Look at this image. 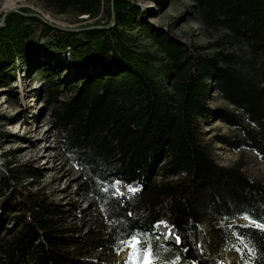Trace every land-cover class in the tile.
<instances>
[{"label": "trees", "instance_id": "obj_1", "mask_svg": "<svg viewBox=\"0 0 264 264\" xmlns=\"http://www.w3.org/2000/svg\"><path fill=\"white\" fill-rule=\"evenodd\" d=\"M42 1L58 14L72 12L97 20L81 31L62 30L67 33L65 37L71 35L74 40H55L54 50L56 53L69 48L77 59L73 66L81 70L82 77L76 79L81 88L75 84L78 92L61 103L59 114L61 122L69 126L66 147L71 156L77 155L81 142L84 151H89L83 153L92 167L89 189L100 213L98 232L90 239L98 249L115 256L127 250V260L122 264H131L135 257L128 242L135 237L158 254L152 257L153 264H222L229 249L237 255L236 264H264V228L257 226L264 225V190L234 172L209 167L206 160L194 163L187 158L195 127L213 112H221L220 117L238 128L243 137H252L256 132L264 137V72L250 83L242 61L235 59L236 52L193 54L145 21V10L131 0ZM192 1L204 25L246 38L252 45L254 42L253 51L264 55V0ZM35 22L43 25V37L49 43L53 32L60 31L34 16L18 12L7 16L0 28V77L3 68L14 77L21 69L17 65L20 61L30 62L32 44L25 41L32 39L34 31L29 28ZM112 22L110 28L90 27ZM137 28L142 36L135 34ZM80 34L84 41L76 40L74 35ZM149 44L171 57L169 68L177 66L181 70L171 85L175 100L172 95L167 101L163 85H155L151 63L157 61V55L147 50ZM43 47L51 49L49 45ZM89 65L97 71L89 74ZM47 77L49 92L55 93L56 79L49 74ZM71 81L66 80L68 84ZM211 81H216L221 95L235 105L236 112L212 111L206 105L203 99H207ZM155 129L158 133L153 134ZM233 144L237 145L235 140ZM261 152L264 155V142ZM167 155L176 161L171 166L179 165L187 176L171 185L163 199L156 194L154 202L138 203L107 190L105 183L123 179L142 182L146 189L154 162L160 163ZM189 163L191 172L185 168ZM2 171L0 188L6 187L9 193L0 204V230L8 209L19 211L18 204H22L26 213L16 218L21 220L17 226L23 224L19 231L8 229L6 236H0V264H116L102 257H87L81 250L84 238L69 233L74 230L61 222L64 211L60 205L23 195L12 186L19 180L14 170ZM241 179L250 186L238 187ZM162 221L175 230L179 243H162L154 237Z\"/></svg>", "mask_w": 264, "mask_h": 264}, {"label": "rangeland", "instance_id": "obj_2", "mask_svg": "<svg viewBox=\"0 0 264 264\" xmlns=\"http://www.w3.org/2000/svg\"><path fill=\"white\" fill-rule=\"evenodd\" d=\"M131 1L145 10V21L155 25L162 34H167L180 45L183 44V47L193 54H211L215 50L226 51L231 55L236 52L235 59L242 61V69L248 74L250 83H253V79L263 75L264 55L253 51L255 43L253 42L252 45L251 41L247 42L246 38L232 36L224 29H214L204 25L199 19L192 0ZM3 6V0H0V28L5 25L7 16L12 13L9 12L10 9H5ZM13 8L20 14L39 18L41 21L59 28L60 31L57 29L53 32V39L49 43V39L43 37V25L39 22L33 23L29 28L34 31L32 39L25 41V43L31 41L32 44L33 54L30 62L20 61L17 65L21 69L17 67L18 70L14 77L8 75L9 71L6 68L2 69L3 76L0 77V179L4 175L2 169L11 168L14 170V173L19 176V180L12 186L17 191L23 195L31 194L40 201L45 200L48 203L53 202L60 205L64 211L61 222L65 224V227L74 230L69 233H75L84 238L82 244L84 246L81 250L87 257H102L106 262L122 264L126 258L127 250L115 256L109 251L99 250L93 239H90L91 235L98 232L100 213L98 202L92 197L89 189L88 174L92 167L86 162V157L83 155L84 152L88 153L89 151L87 149L84 151L86 147L84 148V143L81 142L76 148L77 155L71 156V152L66 147L69 126L61 122L59 114L61 103L71 99V96L78 92L75 84L78 83L79 89L81 88V82L76 80L80 76L81 70L73 66L77 59L69 48L55 53V40H74L71 35L65 37L64 35L67 33L62 30L81 31L86 29V25L93 24L97 20L88 18V15L76 16L72 12L58 14L46 6L42 0H16ZM100 18L97 19L100 20ZM102 24H94L90 27L106 28V26L114 25L113 22L109 25ZM135 34L142 36V30L137 28ZM74 36L76 40L84 41L85 39L81 34ZM48 45L51 46L50 50L43 47ZM149 49L157 55V58L155 57L157 61L151 63L153 65L152 74L157 82L155 85L158 87L163 85L166 90L165 93L163 90V95L167 101L172 95L175 100L177 96H175L171 85L181 73L180 68L177 66L169 68L167 65L170 64L171 57L168 58L159 52L158 46L149 44L147 50L149 51ZM164 68L167 71L166 74ZM10 70L12 72L13 68ZM96 71L93 70L92 65L88 66L89 74ZM48 74L51 75L50 78L56 79L57 86L52 84L55 85V93L49 92L51 83H48ZM156 74L161 75L158 77ZM58 77L60 80L57 79ZM66 80L72 81L68 84ZM72 87L75 88L72 89ZM220 90L216 81H211L209 94H207V99L204 98L206 95L203 97V101L212 111L229 109L236 112L235 105L225 99ZM107 105L105 104V106ZM102 107L104 106L102 105ZM212 114L209 118L203 119L200 125H197L199 128L195 127V132L187 146V158H192L194 163L206 160L209 167L213 166L216 170L234 172L238 177L248 180L250 185L264 190V155L261 152L264 137L261 138L257 132L252 137H243L238 128L220 117L221 112ZM120 119L123 118L120 117ZM198 122H200L199 119ZM167 125L164 128L167 129ZM158 130L155 129L153 134L158 133ZM45 133H49L47 140L42 138ZM233 140L236 141V146L233 144ZM257 140H260V144L256 143ZM173 161L176 162L173 157L170 158L167 155L162 157L160 163L159 161L154 162L149 180L146 181V189L142 182H129L127 179H123V182L115 180L112 183L109 181L105 185L112 195L122 198L124 196L138 203L151 202L156 194H159L160 199H163L171 185L185 180L187 176V172L179 165L176 166L178 168H175L174 165L171 166ZM185 168L191 172L190 163L189 167ZM92 177L97 179L91 175L90 178ZM242 179L238 187H249L250 185ZM132 188L139 189V191L134 193L131 191ZM6 190V187L0 188V204L9 193ZM143 190H145V194L142 195ZM249 192L251 191L249 190ZM18 205H20L19 211H16L18 210L16 208L5 211L8 216L1 227V237L8 234L10 231L8 229H12V232L16 233L22 227V223L17 226L21 220L18 221L16 218L26 211L22 209V204ZM228 212H231V209L226 211V213ZM157 228L158 231L154 233V237L159 242L176 243L177 234L167 224L159 222ZM169 229L172 231L171 236L168 235ZM203 248L207 252L206 247ZM236 263L237 255L229 249L223 256L222 264Z\"/></svg>", "mask_w": 264, "mask_h": 264}, {"label": "snow or ice", "instance_id": "obj_3", "mask_svg": "<svg viewBox=\"0 0 264 264\" xmlns=\"http://www.w3.org/2000/svg\"><path fill=\"white\" fill-rule=\"evenodd\" d=\"M131 191L135 193V192L139 191V189L132 188ZM161 223H163V222H161ZM257 226L264 228V225H257ZM168 235L169 236L172 235L171 229H169ZM175 239H176L177 243L180 242L179 236H176ZM128 246L130 248H132L133 255L135 257L134 260H131V264H153L152 257L158 255L157 253H154L151 248L144 246V245H141V241L137 240L135 237H133V239L128 242ZM141 248H143L144 250L141 251L140 250Z\"/></svg>", "mask_w": 264, "mask_h": 264}, {"label": "bare ground", "instance_id": "obj_4", "mask_svg": "<svg viewBox=\"0 0 264 264\" xmlns=\"http://www.w3.org/2000/svg\"><path fill=\"white\" fill-rule=\"evenodd\" d=\"M16 0H3L4 8L5 9H13L15 6ZM44 140H47L49 138V133H45L42 137Z\"/></svg>", "mask_w": 264, "mask_h": 264}, {"label": "water", "instance_id": "obj_5", "mask_svg": "<svg viewBox=\"0 0 264 264\" xmlns=\"http://www.w3.org/2000/svg\"><path fill=\"white\" fill-rule=\"evenodd\" d=\"M13 11H15V12H16V11H18V10H16L15 8H13V9H10V10H9V12H13ZM109 27H111V25H109V26H106V28H109Z\"/></svg>", "mask_w": 264, "mask_h": 264}]
</instances>
